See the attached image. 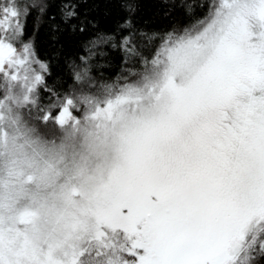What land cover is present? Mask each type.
<instances>
[{"label": "snow or ice", "instance_id": "1", "mask_svg": "<svg viewBox=\"0 0 264 264\" xmlns=\"http://www.w3.org/2000/svg\"><path fill=\"white\" fill-rule=\"evenodd\" d=\"M65 7L74 17L75 6ZM28 14L17 0L0 5V73L15 81L22 70L32 92L47 65L31 43L13 44ZM123 43L134 45L135 35ZM151 64L104 108L105 135L124 158L110 210L126 234L123 250L131 264H256L264 257V0H219L198 27L168 34ZM89 71L85 62L77 80L88 82ZM57 101L44 119L62 123L73 99L54 95L49 107Z\"/></svg>", "mask_w": 264, "mask_h": 264}, {"label": "clouds", "instance_id": "2", "mask_svg": "<svg viewBox=\"0 0 264 264\" xmlns=\"http://www.w3.org/2000/svg\"><path fill=\"white\" fill-rule=\"evenodd\" d=\"M118 94L78 90L61 123L0 73V264H131L110 211L124 158L104 108Z\"/></svg>", "mask_w": 264, "mask_h": 264}, {"label": "trees", "instance_id": "3", "mask_svg": "<svg viewBox=\"0 0 264 264\" xmlns=\"http://www.w3.org/2000/svg\"><path fill=\"white\" fill-rule=\"evenodd\" d=\"M17 3L29 9L19 42L31 43L35 58L47 65L36 89L37 99L43 105L52 103L54 95H75L86 86L105 91L137 82L143 66L155 58L164 38L197 25L209 13L213 0H17ZM69 3L75 6L76 14L66 18L70 9L65 5ZM128 21L131 27L124 26ZM129 33L135 35L134 45L123 43ZM101 35L109 39L93 46L91 41ZM85 62L90 68L88 82L76 78ZM256 264H264V257H258Z\"/></svg>", "mask_w": 264, "mask_h": 264}, {"label": "rangeland", "instance_id": "4", "mask_svg": "<svg viewBox=\"0 0 264 264\" xmlns=\"http://www.w3.org/2000/svg\"><path fill=\"white\" fill-rule=\"evenodd\" d=\"M7 3H9V0H8ZM7 3H4V2L2 1V2H0V5H4V4H7ZM218 3H219V0H213L212 7H211L210 11H212L213 8H214V6H215L216 4H218ZM210 11H209V13H210ZM209 13L207 14V16H206L202 21H205V20L208 18ZM198 26H199V23H198L197 25L193 26V27H190V28H187V29H182V30H179V31H176V32L170 33V34H173V35L183 34V32H184L185 30H190V29H193V28L198 27ZM13 44H14V46L17 47V48H20V47H22V45H23V44H20L19 39L13 41ZM162 46H163V45H162ZM162 46H161V48H162ZM161 48H160V49H161ZM160 49H159V51H160ZM159 51H158V52H159ZM155 58H156V56H155ZM155 58H154V59H155ZM151 61H152V60H151ZM151 61H149L148 63H146V64L143 66V72L140 74V77L138 78L137 82H139V81L143 78V75L146 73V71L152 67ZM33 68H34V69H38V65H33ZM43 73H44V72H42V73H40V74L43 76ZM20 80H23L22 70H21V74H20ZM137 82H135V83H129V84H125V85L123 84V85H121V86H116V87H113L110 91H111V92H117V91L119 92V90H120L121 88H123L124 86H126V85H133V84H136ZM40 84H41V83H40ZM40 84H36V85H35V90L38 88V86H39ZM36 92H37V91H36ZM37 97H38V96H37ZM38 103H39V101H38ZM39 105H40V103H39ZM50 105H51V103H46V104L40 105V107L42 106V108H44L45 111H57V112H58V111H59V108H60V105H61V101H57V106H56L55 109L50 108V107H49ZM76 114L79 115V113H76ZM126 255H127L130 259H134V258L131 257L129 254H126Z\"/></svg>", "mask_w": 264, "mask_h": 264}]
</instances>
